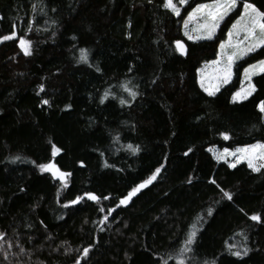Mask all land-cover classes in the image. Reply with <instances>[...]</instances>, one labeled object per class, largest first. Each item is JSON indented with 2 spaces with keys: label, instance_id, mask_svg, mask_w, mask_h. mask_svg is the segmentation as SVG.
<instances>
[{
  "label": "trees",
  "instance_id": "obj_1",
  "mask_svg": "<svg viewBox=\"0 0 264 264\" xmlns=\"http://www.w3.org/2000/svg\"><path fill=\"white\" fill-rule=\"evenodd\" d=\"M200 2L213 0H189L176 16L164 0H0V38L16 34L0 43V264H264V169L210 153L264 143V72L247 100L231 101L264 47L206 94L197 70L216 58L236 15L212 39L188 42L183 22ZM244 2L264 11V0ZM49 162L71 174L66 186L40 172Z\"/></svg>",
  "mask_w": 264,
  "mask_h": 264
},
{
  "label": "snow or ice",
  "instance_id": "obj_2",
  "mask_svg": "<svg viewBox=\"0 0 264 264\" xmlns=\"http://www.w3.org/2000/svg\"><path fill=\"white\" fill-rule=\"evenodd\" d=\"M151 2V0H149ZM181 5L186 3V0H179ZM163 7L165 9L170 10L174 15H180V9L174 3V0H164ZM238 7V0H213L211 4H199L194 8L190 13H188V18L184 21L185 32L184 35L188 37L189 40H199V39H211L212 35L215 32V29L218 27L219 22L233 9ZM243 11L239 13V19L232 25V30L228 32L229 40L220 45V57L221 59L215 60L212 62L216 67L214 68L211 74H207L205 69L200 70V87L209 95L214 96L217 91H219V87L221 83H227L232 75V65L236 59L242 58L244 55L255 51L257 48L264 47V11L258 10L257 7L248 2H244L242 4ZM193 20H202L203 23L198 24L197 28L192 31H196L198 34L193 36L190 34L188 30V24ZM243 34L242 39H237L235 43H233V37H240ZM16 38V34L13 32L11 35H5L0 38V42L12 40ZM176 49L183 55L185 52L184 44L177 40L175 41ZM19 47L23 51L24 55H30V41L21 38L19 40ZM230 49V51L226 50ZM79 62L87 63V53L85 49H80ZM207 67V66H206ZM257 71L264 72V60L259 61L257 64L251 65L249 68L245 69V77L247 79H251L252 75L257 74ZM124 90L128 92L129 96L135 98L137 93L132 89L128 88L127 85H123ZM255 88L251 83H249L248 90L243 92H237L233 96V100L237 99H246L248 95L254 91ZM41 91H43V86H41ZM108 93H105V97ZM44 104H48L47 100L43 101ZM103 103V99L101 100ZM120 103L123 105L126 103L124 99L120 100ZM260 111L264 113V102H262L259 106ZM225 139L228 137L225 135ZM128 148L135 153L138 149L134 148L132 145H128ZM61 150L57 148L55 145L52 147V156L55 157ZM227 156L236 157L233 163L229 164V167L235 168L236 164L240 163L243 160L247 161L248 167L254 171L259 172L262 168H264V144H255L246 148L237 149L236 152L229 153L225 151L217 156V159H223ZM40 172H48L51 173L54 179H59L62 184L66 186V177L70 176V173L63 172L57 166L55 162H49L45 164H40L39 166ZM160 172V169H156V173L153 174L148 180L144 181L136 188H134L128 196L124 199L120 200V204L125 205L128 201L141 189L147 187L152 183L153 180L156 179V174ZM215 183V181H213ZM89 200H98V197L94 194L88 193L86 194ZM224 196L231 200V195L227 192L224 193ZM80 198H77V201ZM77 201H72V203H76ZM67 206V205H65ZM211 214V210H209V215ZM253 221H260V217L258 215H252L250 217ZM107 219V217H105ZM195 229V226H194ZM196 236V231L193 230L189 233L188 238L184 242V247L180 249V256H183L184 253L191 251V245ZM0 238H2V234H0ZM85 256H87L89 249L85 248L84 250ZM231 251V249H230ZM234 256L240 257L241 253L239 251H235L231 253ZM245 254H247V249L245 250ZM177 264H185V260L180 258L177 259Z\"/></svg>",
  "mask_w": 264,
  "mask_h": 264
},
{
  "label": "rangeland",
  "instance_id": "obj_3",
  "mask_svg": "<svg viewBox=\"0 0 264 264\" xmlns=\"http://www.w3.org/2000/svg\"><path fill=\"white\" fill-rule=\"evenodd\" d=\"M188 1H189V0H186V3L183 4V5L180 4V5H181V6H179L180 12H181V10L187 5ZM211 3H212V2H200V3L196 4V5L194 6V8H196V6L199 5V4H211ZM194 8H192L188 13H190ZM242 11H243L242 5L239 7V3H238V7H237L236 9H233L232 11H230V12H229V13H228V14H227V15H226V16H225V17L219 22L218 27L215 29V32H214V34L212 35V38L215 36V34L218 32V30L221 28V25H222L225 21H227L232 15H236V17L233 19V21H232V22L230 23V25L228 26V28H227V30H226L225 38L221 41L220 45H221L222 43L227 42V41L229 40L228 32H229L230 30H232V25L236 22L237 19H239V13H241ZM188 13H187V16H186L185 20L188 18ZM201 23H203L202 20H193V21H190V22H189V24H188V30H189V32H190L191 35L196 36V35H198V34H201V33H198V32H196V31H192L193 29L197 28L198 24H201ZM182 31H183V36H184V38H185L188 42H197V41H200V40H208V39H199V40H195V39H193V40H189L188 37L184 35V32H185L184 22H183V29H182ZM212 38H211V39H212ZM242 38H243V34H241L240 37H235V36H234V37H233V43H235L237 39H242ZM2 42H3V41H2ZM0 43H1V42H0ZM18 44H19V42H18ZM220 45H219V48H218V52H217L216 58L213 59V60H211V61L205 62V63L202 64L201 67L197 70V83H198V86H199V87H200V70H201V69H205V71H206L207 74H211V73L213 72L214 68L216 67L215 65L212 64V62L215 61V60L221 59V57H220V51H221V49H220ZM258 49H259V48H257V49H256L255 51H253V52H250V53L244 55L242 58H239V59H236V60H235V62H234L233 65H232V75H231L230 79L228 80L227 83H221V84H220L219 91H220L223 87H225V86H227V85H229V84L232 83V81L234 80V77H235V75H236V68H237L238 64H240V63H241V62H242V61H243L248 55H250V54L256 52ZM226 50L230 51V49H226ZM257 63H258V62L248 64L247 66L243 67L242 70L240 71V73H239V86H238V88L236 89V91H235V92L232 94V96H231V101H232V102L239 103V102L245 101V100H247V99L253 94L254 91H252L251 94L248 95L246 99H237L236 101L233 100V96H234L237 92H243V91H245V90H248V88H249V83H251V85H253L254 88H255L254 77H255L256 75L262 73V72L257 71V74L252 75V76H251V79H250V81H249V79H247V78L245 77V69H247V68H249L251 65H254V64H257ZM206 66H207V67H206ZM200 89H201L202 91H204L201 87H200ZM219 91H217V92H219ZM204 92H205V91H204ZM217 92H216V93H217ZM205 93H206V92H205ZM206 94H207V93H206ZM260 104H261V103H259V105H258V109H259V111H260V108H259ZM260 112H261V111H260ZM263 116H264V113H263ZM255 144H264V143H262V142H255V143H252V144H250V145H245V146L236 147V148L231 149V150H228V149L219 150V149H216V148H212V149H210V153H211V155L213 156L214 160H215L217 163H225L226 165L229 166L230 163H233V162L235 161L236 157H234V156H227V157H224L223 159H217V156H219L221 153H224L225 151H227V152H229V153H232V152H236L237 149H240V148H246V147H249V146H251V145H255ZM238 164H245V165L248 167V165H247V161H246V160H243V161H241V162L238 163ZM238 164H236V165H238ZM248 168H249V167H248ZM249 169H250V168H249ZM262 169H264V168H262ZM250 170H251V169H250ZM251 171H252V170H251ZM253 172H254V171H253ZM50 174H51V173H50Z\"/></svg>",
  "mask_w": 264,
  "mask_h": 264
},
{
  "label": "water",
  "instance_id": "obj_4",
  "mask_svg": "<svg viewBox=\"0 0 264 264\" xmlns=\"http://www.w3.org/2000/svg\"><path fill=\"white\" fill-rule=\"evenodd\" d=\"M183 43V42H182ZM184 44V43H183ZM185 46V45H184ZM176 47V46H175ZM177 50V49H176ZM185 51H186V47H185ZM177 52H178V54H180V55H182L178 50H177ZM184 54H185V52H184ZM183 54V55H184ZM155 180H153L152 181V183L151 184H149L147 187H145V188H143V189H141L139 192H137L129 201H128V203L127 204H125V205H122L121 204V206L122 207H126L127 205H129V203L134 199V198H136L143 190H145L146 188H148L149 186H151L152 184H153V182H154ZM140 185V184H139ZM136 188V187H135ZM130 193V192H129ZM128 196V195H127ZM127 196H125L124 198H126ZM123 198V199H124ZM86 199H88L87 198V196H86ZM89 200V199H88ZM91 202H95V201H98V200H95V201H93V200H90Z\"/></svg>",
  "mask_w": 264,
  "mask_h": 264
}]
</instances>
